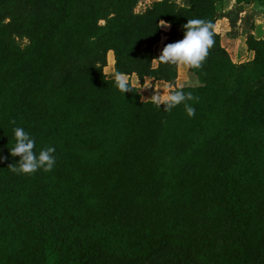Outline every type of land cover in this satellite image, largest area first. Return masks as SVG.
<instances>
[{
  "label": "trees",
  "instance_id": "1",
  "mask_svg": "<svg viewBox=\"0 0 264 264\" xmlns=\"http://www.w3.org/2000/svg\"><path fill=\"white\" fill-rule=\"evenodd\" d=\"M139 1L0 0V264H264V38L235 63L225 0ZM191 19L214 43L179 88L155 46L161 21L171 43ZM110 52L115 73L193 98L168 110L121 92ZM15 127L55 148L51 171H12Z\"/></svg>",
  "mask_w": 264,
  "mask_h": 264
},
{
  "label": "clouds",
  "instance_id": "2",
  "mask_svg": "<svg viewBox=\"0 0 264 264\" xmlns=\"http://www.w3.org/2000/svg\"><path fill=\"white\" fill-rule=\"evenodd\" d=\"M164 28L169 27L167 23L161 24ZM183 37L175 42L167 43L159 55L162 62L183 63L191 68H198L208 53V49L214 41L210 32V25L201 19L187 20L183 26ZM114 82L116 87L123 93L130 91L131 87L126 74L115 73ZM191 93H185L182 90L171 92L164 99V107L168 110L192 99ZM154 101L161 106L159 96H154ZM188 115H194L195 109L185 103ZM15 144L10 150L12 156L19 157L17 166H12V171L22 174H32L38 170L45 172L51 171L56 164L54 155L55 148H42L38 153L34 151L36 144L35 138L23 127L13 129ZM3 159V157H0Z\"/></svg>",
  "mask_w": 264,
  "mask_h": 264
},
{
  "label": "crops",
  "instance_id": "3",
  "mask_svg": "<svg viewBox=\"0 0 264 264\" xmlns=\"http://www.w3.org/2000/svg\"><path fill=\"white\" fill-rule=\"evenodd\" d=\"M227 2L229 3L230 9H228L229 10L228 13L227 11L225 13V10H223L224 11L223 13L221 11V8L219 9L218 21L216 24V32L221 35L222 45L230 53L235 63H244L251 61L254 59V53L248 49L247 39L250 36H255L256 38H264V3L260 0H250V3L245 5L243 4L240 5L237 3V0H225L222 5L224 4L226 5ZM184 6H188V5H184ZM232 19H234L237 24L241 25L240 26L241 28H237V29L234 28L235 26L229 22V20ZM220 23L223 29L219 28ZM249 25L250 28H248ZM239 30H241V32H238ZM112 61H113V67H115V59H113ZM181 72H183L184 74H186V72L190 73L189 67L183 63H179V78L177 81V87L179 88L185 86L183 83L182 84L180 83ZM114 77L115 75L109 78H114ZM135 78L137 79L139 85H135L133 83V80ZM132 84L137 88L143 86L145 91L148 85L155 86L154 88L156 94H159L160 90L165 92L168 91V94H163L165 98L175 89V87L170 86L166 82L155 81L154 79L151 78H146L145 81L142 83L137 77V75L132 76ZM164 99L160 100L161 103L164 102ZM143 100L154 101V99H150V100L143 99Z\"/></svg>",
  "mask_w": 264,
  "mask_h": 264
},
{
  "label": "rangeland",
  "instance_id": "4",
  "mask_svg": "<svg viewBox=\"0 0 264 264\" xmlns=\"http://www.w3.org/2000/svg\"><path fill=\"white\" fill-rule=\"evenodd\" d=\"M155 1H161V0H140L135 11L137 13H144L148 8H150L153 5V3ZM172 1L175 3L177 2L179 5L184 6V5H189L191 0H172ZM220 8H221V11L223 13H224L223 10H225V13H226V11L228 13V11H229L228 9H230L229 3L227 2L226 5L224 4V5L220 6ZM235 8H234V10H235ZM235 12H237V11H235ZM229 22L235 26L234 28H236V29L241 28L240 27L241 25L237 24L234 19L229 20ZM164 23H167V22L164 20L161 21V24H164ZM167 24L169 25V27H167V28H164L163 26H161L162 30L164 31V35L162 36V40L155 46V52L158 56L161 54L162 48L167 44V41L169 39L168 34L171 31V25L169 23H167ZM230 26H232V25H230ZM219 28L223 29V27H221V23H220ZM248 28H250V25ZM253 28H254V26H253ZM238 32H241V30H239ZM18 42L22 46H26L28 44L27 40H25V39H18ZM113 55H114L113 52H110L108 54V61H107L108 63H107V66L105 67V73L107 74L108 77H112L115 75V67H113V61H112L114 59ZM180 77H181L180 83L181 84L183 83L185 85L184 87L199 85L198 79L194 75H192L191 73L186 72V74H184L183 72H181ZM128 79H129V81L132 82V77H129ZM133 83L135 85H139L136 78L133 80ZM154 87L155 86L148 85L146 91L143 88V86L138 87L139 91L141 92L140 94L142 96V99L150 100V99H154V96H159L160 100H162L165 98L163 96V94H168V91L165 92L162 90L159 91L160 92L159 94H156Z\"/></svg>",
  "mask_w": 264,
  "mask_h": 264
}]
</instances>
